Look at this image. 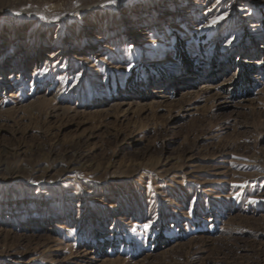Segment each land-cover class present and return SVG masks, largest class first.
Listing matches in <instances>:
<instances>
[{
  "label": "rangeland",
  "instance_id": "rangeland-1",
  "mask_svg": "<svg viewBox=\"0 0 264 264\" xmlns=\"http://www.w3.org/2000/svg\"><path fill=\"white\" fill-rule=\"evenodd\" d=\"M0 264H264V0H0Z\"/></svg>",
  "mask_w": 264,
  "mask_h": 264
},
{
  "label": "snow or ice",
  "instance_id": "snow-or-ice-1",
  "mask_svg": "<svg viewBox=\"0 0 264 264\" xmlns=\"http://www.w3.org/2000/svg\"><path fill=\"white\" fill-rule=\"evenodd\" d=\"M109 3L111 4H115L117 3V0H108ZM212 4H213V7H215L216 5L220 4L221 3V0H211ZM209 11L211 12L212 11V8H209ZM228 13L225 12L223 14H217V15H214L211 19H210V22H209V25L208 26H215L217 25L218 23H220L221 21L225 20L226 17H227ZM206 19H208V17H206ZM204 25H202L203 27ZM226 44L230 45L232 43V40H226L225 41ZM129 68H131V65H129ZM78 78V77H77Z\"/></svg>",
  "mask_w": 264,
  "mask_h": 264
}]
</instances>
